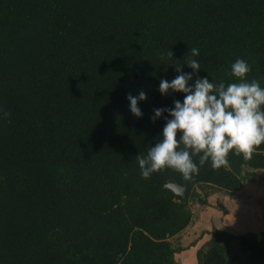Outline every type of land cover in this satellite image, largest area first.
Listing matches in <instances>:
<instances>
[{
    "label": "trees",
    "instance_id": "16d2710c",
    "mask_svg": "<svg viewBox=\"0 0 264 264\" xmlns=\"http://www.w3.org/2000/svg\"><path fill=\"white\" fill-rule=\"evenodd\" d=\"M192 58L190 83L235 82L243 58L264 87V0H0V264H233L236 239L264 264L261 233L214 227L182 241L209 190L234 195L264 171V143L187 181L172 169L140 175L135 156L165 124L153 110L183 100L159 81L174 65L191 72ZM141 90L136 118L126 97ZM193 179L188 203L164 188Z\"/></svg>",
    "mask_w": 264,
    "mask_h": 264
},
{
    "label": "clouds",
    "instance_id": "9594fccd",
    "mask_svg": "<svg viewBox=\"0 0 264 264\" xmlns=\"http://www.w3.org/2000/svg\"><path fill=\"white\" fill-rule=\"evenodd\" d=\"M190 53L196 57L199 49L193 47ZM167 55L173 58L170 49ZM184 64L192 71L183 72L180 64L174 65L178 74L171 81H159L162 96L182 93L183 100H174L170 108L153 110L151 120L162 119L165 124L159 142L149 147L146 155L135 156L143 179L172 169L187 181L206 162L214 169L227 168L230 152L251 159L257 146L264 143V87L256 79H247L251 68L245 59L237 58L231 64L228 74L235 82L227 85L223 81L215 84L207 76L190 83L201 70L200 63L192 58ZM126 99L130 113L141 118L138 105L147 94L141 90ZM197 155L198 164L192 158Z\"/></svg>",
    "mask_w": 264,
    "mask_h": 264
},
{
    "label": "crops",
    "instance_id": "0c3cea01",
    "mask_svg": "<svg viewBox=\"0 0 264 264\" xmlns=\"http://www.w3.org/2000/svg\"><path fill=\"white\" fill-rule=\"evenodd\" d=\"M221 195L225 197L221 199ZM207 203L208 206H192L195 219L192 226L182 232L185 234L183 242L188 244L194 237L202 235L203 230L214 227L235 237L247 233L264 235V181L253 178L231 196L223 192L209 194ZM189 251L194 252L195 249Z\"/></svg>",
    "mask_w": 264,
    "mask_h": 264
},
{
    "label": "rangeland",
    "instance_id": "374dc122",
    "mask_svg": "<svg viewBox=\"0 0 264 264\" xmlns=\"http://www.w3.org/2000/svg\"><path fill=\"white\" fill-rule=\"evenodd\" d=\"M254 179L256 181H264V172L263 171H254ZM203 193V192H202ZM201 193V194H202ZM209 194L218 193L216 190L214 191H208ZM218 197V196H217ZM224 195H221L220 198H224ZM173 243L176 242V239H172ZM240 241H231V250L236 251L238 255V261L233 264H257L258 258H255L256 256L251 253V250L243 249L240 250L239 248ZM254 256V257H253Z\"/></svg>",
    "mask_w": 264,
    "mask_h": 264
},
{
    "label": "water",
    "instance_id": "95a60500",
    "mask_svg": "<svg viewBox=\"0 0 264 264\" xmlns=\"http://www.w3.org/2000/svg\"><path fill=\"white\" fill-rule=\"evenodd\" d=\"M196 185V180H191L189 183L179 185L177 182L168 181L164 188L171 190L175 195L182 197L185 203L189 202L190 194L194 186Z\"/></svg>",
    "mask_w": 264,
    "mask_h": 264
}]
</instances>
